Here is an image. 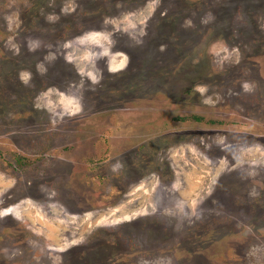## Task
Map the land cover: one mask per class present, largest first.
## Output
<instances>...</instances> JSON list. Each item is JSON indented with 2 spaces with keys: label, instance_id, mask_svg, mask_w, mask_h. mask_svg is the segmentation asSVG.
<instances>
[{
  "label": "rangeland",
  "instance_id": "1",
  "mask_svg": "<svg viewBox=\"0 0 264 264\" xmlns=\"http://www.w3.org/2000/svg\"><path fill=\"white\" fill-rule=\"evenodd\" d=\"M0 264H264V0H0Z\"/></svg>",
  "mask_w": 264,
  "mask_h": 264
}]
</instances>
